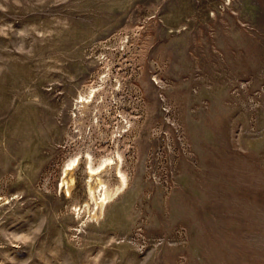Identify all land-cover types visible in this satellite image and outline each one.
<instances>
[{
    "label": "rangeland",
    "instance_id": "rangeland-1",
    "mask_svg": "<svg viewBox=\"0 0 264 264\" xmlns=\"http://www.w3.org/2000/svg\"><path fill=\"white\" fill-rule=\"evenodd\" d=\"M102 42L130 180L80 225V169L56 185ZM0 196V264H264V0H0Z\"/></svg>",
    "mask_w": 264,
    "mask_h": 264
},
{
    "label": "bare ground",
    "instance_id": "bare-ground-1",
    "mask_svg": "<svg viewBox=\"0 0 264 264\" xmlns=\"http://www.w3.org/2000/svg\"><path fill=\"white\" fill-rule=\"evenodd\" d=\"M128 37L120 35L115 41L122 44L125 40H128ZM112 44L113 42L109 44L108 42L106 44L102 42L104 47L99 51L100 56L103 55L102 58L100 57L104 65L103 69L101 67L102 71L98 72L91 82L83 83L73 96L70 117L74 126L71 131L69 130L71 132L70 140L73 138L70 145L71 152H69L61 168L60 182H57L56 185V188H60L64 196L71 198L73 196V186L78 180L77 170L80 169L84 197L82 202H74L71 209L73 216L76 215L81 222L80 225H86L85 222L87 221L99 222L103 219L106 208L123 195L129 186L130 173L125 167L128 159L124 150L118 147L120 141L118 136L122 134V131L131 132L135 127V122L121 113L124 120H122L119 129L111 131V136L108 137L111 140L112 149L107 150L104 147L106 151L104 152L102 149L103 152L97 154V150L94 148L93 133L97 130L95 136H106L98 124V113L101 107L105 106L101 103H106L111 95L115 98L114 88L116 82H112V77H114L111 69L112 56L109 54V48ZM74 131L80 133L79 140L75 139L74 134L76 133ZM6 198L0 196V201Z\"/></svg>",
    "mask_w": 264,
    "mask_h": 264
},
{
    "label": "built area",
    "instance_id": "built-area-1",
    "mask_svg": "<svg viewBox=\"0 0 264 264\" xmlns=\"http://www.w3.org/2000/svg\"><path fill=\"white\" fill-rule=\"evenodd\" d=\"M116 95V94H115ZM112 98H114L113 97V95H111V97H110V99H112ZM108 101H109V99L108 100H106V103H104V102H102L101 103V105H105V106H102L101 107V110L99 111V113H98V124H99V126H100V128H101V130H102V128H103V122H102V119H103V116H104V114H102L104 111L103 110H105L106 112H104L105 114H109L110 115V107H109V105H108ZM95 134H97V130H96V132H94L93 133V135H94V148H96L95 147V145L96 144H98L99 142V140H100V138L101 137H99V135H97V136H95ZM75 136H77V138H80V133H76V134H74ZM119 137V136H118ZM99 139V140H98ZM99 146V145H98ZM98 152V151H97Z\"/></svg>",
    "mask_w": 264,
    "mask_h": 264
}]
</instances>
